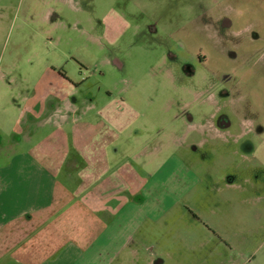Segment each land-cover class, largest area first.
Instances as JSON below:
<instances>
[{
	"label": "rangeland",
	"instance_id": "obj_1",
	"mask_svg": "<svg viewBox=\"0 0 264 264\" xmlns=\"http://www.w3.org/2000/svg\"><path fill=\"white\" fill-rule=\"evenodd\" d=\"M61 53L98 99L95 121L119 117L129 133L128 120L147 115L141 145L152 153L140 148L134 162H149L153 173L176 152L204 179L176 207L183 215L168 218L170 230L151 234L155 255L164 264H259L264 0H0V96L5 73H19L27 93L37 77L27 72ZM229 177L249 181L232 189ZM213 209L221 231H246L243 243L230 247L194 221Z\"/></svg>",
	"mask_w": 264,
	"mask_h": 264
},
{
	"label": "crops",
	"instance_id": "obj_2",
	"mask_svg": "<svg viewBox=\"0 0 264 264\" xmlns=\"http://www.w3.org/2000/svg\"><path fill=\"white\" fill-rule=\"evenodd\" d=\"M61 54L27 72L37 75L27 93L16 71L1 81L0 264H164L151 234L170 230L168 218L183 215L176 207L204 179L176 152L153 173L149 162H134L140 148L152 153L142 147L147 115L129 119V133L119 117L96 114L95 121L90 111L98 99ZM235 177L232 189L249 181ZM217 213L193 218L220 242L243 243L246 231H221L211 219ZM261 235L264 242V228Z\"/></svg>",
	"mask_w": 264,
	"mask_h": 264
}]
</instances>
